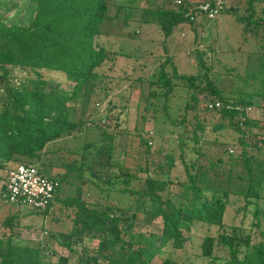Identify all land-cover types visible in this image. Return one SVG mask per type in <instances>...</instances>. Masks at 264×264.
<instances>
[{"label": "trees", "instance_id": "trees-1", "mask_svg": "<svg viewBox=\"0 0 264 264\" xmlns=\"http://www.w3.org/2000/svg\"><path fill=\"white\" fill-rule=\"evenodd\" d=\"M130 1L0 0V208L12 205L5 195L8 170L26 163L44 174L55 172L48 175L58 181L54 196L39 211L45 214L56 204L63 215L59 226L47 228L46 237L36 244L23 241L13 229L18 213L4 216L0 264H68V255L54 250L55 243L78 252L77 264H264V129L245 110L253 103L248 98L252 92L264 101V81L259 90L228 91L218 86L207 66L201 76L178 70L168 54L167 37L176 25L188 22V11L204 0ZM256 1L246 0L245 12L236 19L254 29L264 53V0H259L260 11ZM13 5L15 17L6 14ZM131 20L157 23L162 35L163 58L146 80L144 109L162 111L173 125L182 126L175 144L178 155L171 147L154 161V134L144 131L141 111L131 132L143 146L137 150L138 160L144 153L138 166L114 157L116 132L96 122L97 115L87 106L98 93L97 85L111 80L108 70L118 54H131L111 42ZM200 63L204 66L202 58ZM52 70L65 77L67 88L44 77L43 71ZM135 79L143 83L140 74ZM181 86L186 99L172 116L168 99ZM158 99L164 101L161 107ZM210 100L220 105L210 108ZM209 123L215 131L230 127L236 136L231 142L215 137L202 145ZM90 127L97 129L95 137L71 143ZM187 138L194 154L186 152ZM133 167L137 171L132 172ZM61 182L72 191L61 195ZM85 193L92 200L84 198ZM231 196L243 198V213L240 222L226 224ZM251 204L252 218L245 226ZM201 227L202 260L189 262L180 253ZM91 242L95 244L89 246Z\"/></svg>", "mask_w": 264, "mask_h": 264}, {"label": "rangeland", "instance_id": "rangeland-1", "mask_svg": "<svg viewBox=\"0 0 264 264\" xmlns=\"http://www.w3.org/2000/svg\"><path fill=\"white\" fill-rule=\"evenodd\" d=\"M115 1L125 2L126 0ZM130 2L136 3V0H131ZM139 2L143 4L144 0H140ZM226 2L227 7L235 5L236 9H225L211 19L206 18L201 13L199 15L200 22L197 26V32L189 25L187 26L190 28L185 30V32H182V28H176L174 33L176 34V41L168 43V54H171L178 70L184 73L201 76L203 75L205 66L209 67V74L213 80L218 86L228 91L232 89L247 90L246 92L254 89L259 90L258 84L264 81V53L261 51L260 40L256 36L254 29L244 28L243 23L236 19V15L245 12L244 6L247 5L246 0H227ZM262 4L259 0L254 2L258 11H260ZM15 8L14 5L11 6V10L6 14L15 17L18 13ZM22 12H24V9L19 12V15H22ZM27 15L25 14V17ZM131 30H136V33L129 34L128 32ZM120 31L121 34L114 36L111 42L114 43L117 49H122L131 54L129 56L118 54L114 62V68L108 70L110 72L108 76L111 80L101 82L99 86L97 85L96 90L98 93L94 92L89 98L90 100L87 104L88 110L93 112V116L97 115L95 117L96 122L105 126L109 125V128L116 132L114 157L119 161H124L134 166H138V163L144 162V153L139 157V160L137 154L138 148L141 149L143 146L139 147L138 136L132 135L136 131L134 129L135 123L140 122L141 111L144 112L145 117V120L142 122L143 126H141L144 131L153 132L154 134V138H150L153 148L151 157L154 161L161 158L171 147L175 149V153L178 155L179 149L175 148V144H177L178 131L181 130L182 126L173 125L169 119L164 117L162 111L154 112L151 109H144L148 87L146 80L154 76L163 58L164 51L162 42L160 41V38H162L160 28L157 23H141L131 20L126 26L121 27ZM172 36L169 38H172ZM109 38L112 37L108 36ZM198 53L201 56H198ZM135 54H138V56H135ZM201 58L204 66L200 63ZM43 72L46 79H51L49 81L51 84L56 83L60 87L67 88L68 82L62 74L54 70ZM136 73L142 76L143 83L135 79ZM18 79L19 77H15V82ZM0 92H3L1 87ZM203 94L213 96L211 93ZM203 94H200V96ZM248 98L253 103L246 106V115L254 119L261 129H264V101L260 99L256 92H252L251 96L249 94ZM185 99L186 88L182 86L177 87L168 99V103L170 104L168 111L172 116L178 113L179 106L184 103ZM108 100L113 102V105L110 107ZM158 101L161 107L164 101L162 99H158ZM203 104L204 101L201 100L198 106L201 107ZM79 105L77 103V106ZM154 113L158 116L157 118ZM143 134L146 135L145 132ZM96 135L97 129L90 127L76 136L77 138H72L71 143L77 144L83 139H90ZM235 136L236 134L230 127H223L215 131L209 123L204 130L200 144L209 145V140H213L215 137L220 141L231 142ZM186 141L185 149L188 155H190L193 153L191 149L192 140L187 138ZM231 148L235 150V147ZM179 165H181L180 162ZM131 171H137V167L131 168ZM0 173L4 174L3 171H0ZM52 173L55 172H45L47 175L54 176L55 174ZM134 183L137 184L136 181ZM139 183L143 186V179ZM71 191L72 189L67 183L61 182L58 190L61 195H65ZM82 196L88 200H92V197H89L86 193ZM243 201V198L240 196H231L229 206L225 210L224 220L226 224L240 222L243 213L240 207L243 205ZM252 207V204L249 205L246 211L245 226L249 225L252 218ZM10 212L18 213V224L14 223L13 229L23 241L30 242V244H36L38 240L45 238L47 228L51 226L57 228L63 218L56 204L45 214L26 204H21L18 207L2 205L0 208V231L4 230L1 226L3 217L9 215ZM210 228L214 231L216 226L212 225ZM204 230L202 227L195 228L193 232L194 236L186 241V251L180 254L183 258H188L187 261L197 263L202 260V257L199 255V236L204 234ZM93 244L95 242L89 243V246ZM53 246L54 250L59 254L68 255V264H77L76 258L78 252L72 253L56 243ZM78 248L80 249L79 246ZM49 264L64 263L51 261Z\"/></svg>", "mask_w": 264, "mask_h": 264}, {"label": "built area", "instance_id": "built-area-1", "mask_svg": "<svg viewBox=\"0 0 264 264\" xmlns=\"http://www.w3.org/2000/svg\"><path fill=\"white\" fill-rule=\"evenodd\" d=\"M227 0H204L197 2L189 11V21H196L202 13L206 18H214L227 6ZM180 3L181 0H175ZM212 108L220 105L218 100L207 102ZM58 181L42 173L36 165L18 163L8 170L5 179V195L13 206L26 204L34 209L41 210L53 198Z\"/></svg>", "mask_w": 264, "mask_h": 264}, {"label": "crops", "instance_id": "crops-1", "mask_svg": "<svg viewBox=\"0 0 264 264\" xmlns=\"http://www.w3.org/2000/svg\"><path fill=\"white\" fill-rule=\"evenodd\" d=\"M199 16L197 17V19H196V21H194L193 23H186V22H182V23H179L178 25H176L175 27H174V29H173V31H172V33L167 37V43H170V42H173V41H176V38H175V35L176 34H174L175 33V30H176V28L177 29H183L182 30V32H185V30H188L190 27H188L187 25H189V26H191V28H193L196 32H197V26H198V24H199ZM174 34V35H173ZM173 35V36H172ZM172 36V38H169V37H171ZM170 39H173V40H170Z\"/></svg>", "mask_w": 264, "mask_h": 264}]
</instances>
